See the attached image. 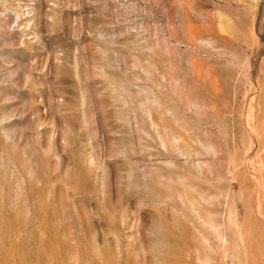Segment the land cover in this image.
Wrapping results in <instances>:
<instances>
[{"label": "rangeland", "instance_id": "1", "mask_svg": "<svg viewBox=\"0 0 264 264\" xmlns=\"http://www.w3.org/2000/svg\"><path fill=\"white\" fill-rule=\"evenodd\" d=\"M0 264H264V0H0Z\"/></svg>", "mask_w": 264, "mask_h": 264}]
</instances>
